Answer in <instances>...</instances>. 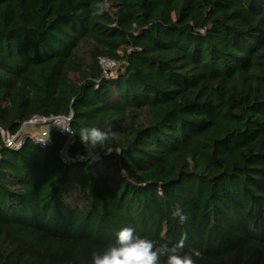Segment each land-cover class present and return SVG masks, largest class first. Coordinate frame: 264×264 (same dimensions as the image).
Listing matches in <instances>:
<instances>
[{"label": "trees", "instance_id": "1", "mask_svg": "<svg viewBox=\"0 0 264 264\" xmlns=\"http://www.w3.org/2000/svg\"><path fill=\"white\" fill-rule=\"evenodd\" d=\"M70 113L0 134V264H92L124 227L264 264V0H0V127Z\"/></svg>", "mask_w": 264, "mask_h": 264}, {"label": "clouds", "instance_id": "2", "mask_svg": "<svg viewBox=\"0 0 264 264\" xmlns=\"http://www.w3.org/2000/svg\"><path fill=\"white\" fill-rule=\"evenodd\" d=\"M98 8L94 15L101 14ZM71 135H76L70 128H63ZM80 141L85 145L87 152L104 145L109 139L108 131L98 127H82L79 132ZM96 151H94L95 153ZM172 215L178 218L181 225L188 221V217L177 209ZM187 232L173 245H157V242L147 237L135 234L131 227H124L116 233L115 241L106 246L103 252L92 253V264H196L194 257L198 251L185 252Z\"/></svg>", "mask_w": 264, "mask_h": 264}, {"label": "built area", "instance_id": "3", "mask_svg": "<svg viewBox=\"0 0 264 264\" xmlns=\"http://www.w3.org/2000/svg\"><path fill=\"white\" fill-rule=\"evenodd\" d=\"M105 73L115 65L113 60L102 58L100 61ZM72 114L69 115H36L25 121L17 132L10 133L0 127V134L6 146L15 149L21 148L24 144V137L31 135L35 142L40 146H45L50 142L51 130L56 128L61 133L70 134L63 128H70ZM63 156L66 159V151H63Z\"/></svg>", "mask_w": 264, "mask_h": 264}, {"label": "rangeland", "instance_id": "4", "mask_svg": "<svg viewBox=\"0 0 264 264\" xmlns=\"http://www.w3.org/2000/svg\"><path fill=\"white\" fill-rule=\"evenodd\" d=\"M113 67H115V65H114ZM113 67H111V68L113 69V71H112V72H114V69H115V68H113ZM111 68H110V69H111Z\"/></svg>", "mask_w": 264, "mask_h": 264}]
</instances>
